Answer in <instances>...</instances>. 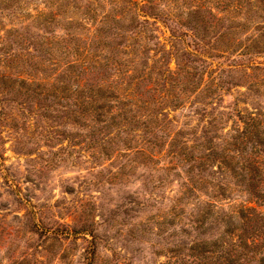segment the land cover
Instances as JSON below:
<instances>
[{"label":"rangeland","instance_id":"obj_1","mask_svg":"<svg viewBox=\"0 0 264 264\" xmlns=\"http://www.w3.org/2000/svg\"><path fill=\"white\" fill-rule=\"evenodd\" d=\"M0 264H264V0H0Z\"/></svg>","mask_w":264,"mask_h":264}]
</instances>
